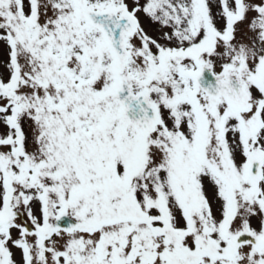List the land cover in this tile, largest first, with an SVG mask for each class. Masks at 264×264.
Wrapping results in <instances>:
<instances>
[{
	"label": "snow or ice",
	"instance_id": "snow-or-ice-1",
	"mask_svg": "<svg viewBox=\"0 0 264 264\" xmlns=\"http://www.w3.org/2000/svg\"><path fill=\"white\" fill-rule=\"evenodd\" d=\"M0 264H264V0H0Z\"/></svg>",
	"mask_w": 264,
	"mask_h": 264
}]
</instances>
